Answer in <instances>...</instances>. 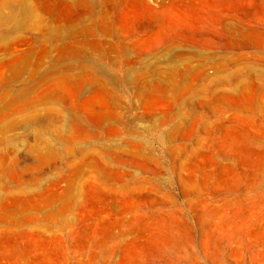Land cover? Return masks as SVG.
Instances as JSON below:
<instances>
[{
  "label": "rangeland",
  "instance_id": "obj_1",
  "mask_svg": "<svg viewBox=\"0 0 264 264\" xmlns=\"http://www.w3.org/2000/svg\"><path fill=\"white\" fill-rule=\"evenodd\" d=\"M0 264H264V0H0Z\"/></svg>",
  "mask_w": 264,
  "mask_h": 264
}]
</instances>
